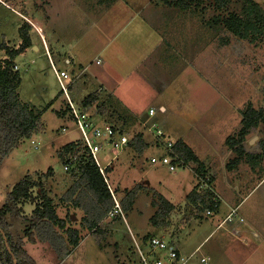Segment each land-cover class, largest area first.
<instances>
[{
  "label": "rangeland",
  "instance_id": "obj_1",
  "mask_svg": "<svg viewBox=\"0 0 264 264\" xmlns=\"http://www.w3.org/2000/svg\"><path fill=\"white\" fill-rule=\"evenodd\" d=\"M94 1L96 2L92 0L93 3ZM101 1L108 4L109 1L112 3L114 0ZM127 1L131 3L134 0ZM254 1L264 15V0ZM5 2L11 6L9 1ZM161 5L164 10L161 11L160 16L157 20L151 19L149 22L143 19L147 17L142 12L133 10L130 4L129 7L119 5L117 11L120 14L115 18L116 23L110 31L105 32L107 35L110 32V41H108L103 56L109 63L111 61L108 57L113 54L116 64L115 75L113 77L107 75V79L114 78V83L120 87V92L125 93L127 97L129 94L133 97L137 96L139 105L147 109V115L149 108H154L155 119H150V116L144 114H123L118 110L102 115L99 112L100 109L91 107L94 112L111 121L106 122L121 126L129 137L140 133L145 135L147 140V148L141 153L135 150L137 155L133 153L128 155L129 150L126 149V152L122 153L110 167L113 172L107 174L108 184L112 189L120 186L116 189L119 196L125 197V193L139 187L137 188V208L135 211L133 209L130 211V207L128 211H123L122 216L119 215L113 221L102 222L100 224L102 234L86 230L82 220L83 211L74 206V197L71 199L65 197V193L80 174L77 171L65 172L63 170L60 150L62 152L61 147L64 143L77 139L79 135L65 113L62 115L66 118L64 122L72 131L60 134H56V130L53 131L60 124L63 125V120L56 118V116L60 118L59 113L63 112L65 105V102H62L61 93H58L59 81L53 77L54 72L48 68L47 57L42 51L31 50L16 59L22 79L19 87L20 99L34 105L37 110L45 108V103L53 101L55 97L57 103L52 104L51 109L54 108L52 111L48 109L42 116L41 121L48 129L47 133L44 136L40 135L44 132L43 124H41L39 132L33 134L30 139L24 140L0 164V208L8 201V194L12 187L22 179L30 177L34 181H41L48 197L56 206L58 217L66 219L67 227L78 229L82 238L79 247L73 250V254L71 253L68 264H132L136 259L135 251H133L135 244L140 239L147 238V235L159 236L156 232L153 234L148 227V223L153 220L156 213L154 211L161 207L157 198L158 192L165 196H172L178 203L186 201L183 189L177 184L182 181L179 179L180 176L186 177V182L191 184L193 177L188 170L189 167L193 175L198 176L196 177L200 180L198 185L205 191L203 193L210 194L220 203L216 193L212 192L213 184L209 185V180L212 178L209 174L212 173L211 165L215 163L207 165L209 172L204 165L205 173L201 171L197 173L199 165L192 162H189L186 169L177 170L176 173H171L164 167H153V170L150 166L145 168L146 162L149 163V157L155 152L152 146L154 145L153 133L148 132V126L153 123L158 124V121L159 128L163 129L166 135L167 133L173 134L176 138V131H178L186 139L199 140L201 147L206 150L210 146L219 147L218 142L221 138L226 141L227 137L223 134L233 136L238 134L242 116L235 114L234 108L240 113L246 104H252L255 109L264 107V34L256 44H253L238 39L224 27V19L230 13L240 15L249 8L243 0H232L226 9L221 11L212 7L213 0H205L198 7L193 4L186 12L177 7L163 5V3ZM0 7L6 8L4 5ZM35 8H37L36 5ZM168 8H174V12L170 11L173 17H170V13L166 10ZM75 12L78 13L76 20L79 26L83 15L79 11ZM64 13L68 11L62 13L65 18ZM149 13L146 10V14L149 15ZM4 15L18 19L9 11H4ZM154 24L158 26L155 27L156 34L147 29ZM92 26L94 27V24ZM80 32L82 31L78 30L76 33ZM76 33L72 34V37L76 36ZM12 35L17 38L16 31ZM103 35L102 42L107 39L104 33ZM64 38L68 39L70 36L66 35ZM74 100V103L80 104L78 99ZM162 103L167 107L166 112L163 110ZM115 106L117 105L113 103L111 107ZM123 122L126 123V127L121 124ZM263 135L264 127L252 129L246 137L245 147L250 151L261 152L258 142ZM49 138H55L57 141L50 144L47 141ZM32 140L38 145L37 149L33 148ZM102 156L101 154L100 157ZM258 161L254 160L253 163H256L253 167L251 165L253 180L241 188V193L238 192L231 203L233 206L240 204L238 214H245L246 220L250 223V226L243 225L241 229L243 232L254 231L263 234L264 159ZM48 169H51V174L44 177ZM141 176H144V180L146 178L151 180V186L155 190L149 188L139 190L141 186L137 182ZM181 184L183 186L185 181ZM31 192L33 196H37V187H33ZM38 200L40 201L36 198L37 202ZM221 200L224 204L223 197ZM27 205L22 212L24 216L17 213L15 217L7 216L13 237L25 241L27 253L37 264H58L55 250L49 243L42 241L30 243L24 237V229L29 225V221L24 219L31 216L35 202ZM179 208L181 210L182 206ZM119 222L130 227V222H134L132 223L133 229L136 228L134 225L143 226L144 233L133 234L135 242L134 239L131 241L125 231L127 228ZM177 227L171 225L167 234L173 236ZM165 240L171 242L169 239ZM173 244L176 247V243ZM193 258L200 261L199 254Z\"/></svg>",
  "mask_w": 264,
  "mask_h": 264
},
{
  "label": "crops",
  "instance_id": "obj_2",
  "mask_svg": "<svg viewBox=\"0 0 264 264\" xmlns=\"http://www.w3.org/2000/svg\"><path fill=\"white\" fill-rule=\"evenodd\" d=\"M7 1H9L11 6L6 8L0 7V45L3 44L10 49L18 48L21 43L18 30L25 22L22 16L27 17L31 22L29 30L31 47L25 49L14 60L16 69L18 71H20V67L17 64V58L31 50L36 52L42 51L44 56L47 57L46 63L48 68L53 70L54 74L56 75L55 76L52 73L53 77L58 79L59 84V71L64 70L69 73L71 77V87L68 97H70L73 102L75 101V98L78 99L80 104L75 103L76 105H82L83 100L92 95L93 100L86 106V108H88L93 114H96L99 118L106 121L111 122L102 115L116 110L123 114H144L145 116H149L146 113L147 109H143V107L139 105V98L137 96L133 97L129 94V97H127L125 93L120 92V87L114 83V78L110 77V79H107V75H111L112 77L115 75L116 64L113 60V54L108 57V59L111 61L109 63H107L103 56L105 49H107L108 41H110V32L108 35L105 32L110 31L111 27L114 25V23H116L115 18L118 14H120V12L117 11L119 5L123 7H129L130 4L133 10L142 12L144 16L147 17L143 19L146 22H149L151 19L157 20L158 16L161 14V11L164 10L160 1L155 0V2L154 0H134L130 3L127 0L124 2L123 0H114L112 3L109 1L108 4L102 3L101 0L99 2L96 0L94 3L92 0H23L22 2L20 0H15V2H12V0ZM134 3L136 5H134ZM18 4L21 7H18ZM35 5L37 8H35ZM146 10L150 12L149 15L146 14ZM166 10L168 13H170V11H175L174 8H168ZM4 11H9V13L15 15L18 19H12L10 16H5ZM64 11H68V13H64L67 18H64L62 15ZM75 11H79L83 15L81 22L79 21V26H77L76 20L78 13ZM186 11L187 10H184V12ZM184 12L182 11V13ZM175 16H177V14H175ZM170 17H173L171 13ZM142 22L144 23V21ZM93 24L94 27L92 26ZM102 24L103 27L101 28ZM155 27L158 26L154 24L147 29H150L152 33L156 34L157 29ZM78 30H81L82 32L77 34L76 32ZM15 31L17 32V38L12 35V33ZM75 33L76 36L72 37V34L74 35ZM103 33L107 37L104 42H102L104 36ZM66 35L70 36V38H64ZM7 57L8 56L5 50L0 47V59L3 60ZM97 61H99V63ZM78 84L79 87H77ZM59 92L60 88L58 90V93ZM18 93L20 98L19 90ZM61 95L62 102H65L66 96L62 93ZM111 101L112 103L110 104ZM21 102L23 101L21 100ZM48 103H45V105ZM53 103L56 104L57 101L54 100ZM113 103H115L117 106L112 108L111 106ZM52 104L49 109H51L53 106ZM162 105L164 112H166L167 107L163 103ZM91 107L100 109L99 112L102 115L94 112ZM53 109L54 108H52L51 111ZM222 109L225 110V108ZM237 110L238 109L234 108L235 114H240L237 112ZM62 115L60 118L56 116L57 119L63 120V125L60 124L56 129L53 130H56V134L72 131L71 128L66 126V123L64 122L66 118H64ZM149 118L155 119L154 116H150ZM67 123L70 124V122ZM157 123L159 124L158 121ZM41 124H43L44 132L40 135L44 136L48 129L45 127V124L42 121ZM121 124L126 127V123L123 122ZM127 128L129 127L127 126ZM141 135L142 139L147 144L145 135ZM167 135H169V137L173 138L175 141H182L192 151V153L198 159V162L195 161L192 163L199 165V171H201V173H205L204 171L205 169L207 170V165L209 163H215L211 165L212 173L209 174L212 175L211 185L213 184V190H211L212 192L214 191L216 193L220 203L218 204L217 210L212 211V214H206L207 208L205 206L202 207L201 204L206 200V197L203 193L204 191L202 190L201 186L198 185L200 183V180L196 178L198 176L193 175L192 170H190L189 167L188 170L193 177L191 184L189 185L186 182V177L181 176L179 179H182V183L185 181V184L183 186L181 182H178L177 184L183 189L186 201L184 200L183 202L178 203V201L172 196H165L158 192V194L166 199L173 206V208L168 214L163 215L158 219H154V221L151 220L148 223V227L151 229L152 233L154 234L156 232L159 234L157 237L169 239V241L176 243V248L180 256L186 260V264H264V233L260 234L249 230V233L243 232L241 229H243L246 224L250 226V223L246 220L245 214H238V211H240L239 208L241 207L240 204L233 206L231 203L233 198L237 196V193H241V188L253 180L252 168L242 159L236 165V167H232L231 170L227 169L226 165L230 160L235 158V154L230 148H228L225 143V139L223 138H221V140L218 142L219 147L213 148L210 146V148L204 150V148L201 147V142L199 140L191 141L186 139L182 133H178V131H176V138H174L173 134L170 135L167 133ZM223 135L226 137L232 136V134ZM248 135L249 134H247V136ZM47 141L51 144L52 142L57 141V139L49 138ZM31 144L33 145L34 149L38 148V145L33 142V140L31 141ZM65 144H67V142L62 145L61 149ZM127 149L129 150L128 155L130 153L137 155L135 149L132 147H128ZM245 149L246 151H250L246 147ZM61 153L62 152L60 150V155ZM204 165L206 166L205 169ZM147 166H150V169L153 168V166L149 165L148 162H146L145 168ZM142 167L144 168V165ZM176 172L177 170L171 173ZM207 172L209 171L207 170ZM151 183L152 181L148 178L144 180V176H141V179H139L137 182V184L141 186L139 190H144V188L153 190L154 188L151 186ZM117 187H114L115 193L118 197L124 198L119 196L117 193ZM193 190H195V194H193L192 199L196 200V205H194V203L188 198V194ZM127 193H125L124 196H126ZM222 197L224 199L225 205L221 202ZM137 198L138 193L133 199L130 211L132 209L135 211L137 208ZM28 203L30 202H25L24 204L20 205L22 211L23 209L25 210L27 208ZM179 206H182L181 210ZM157 211L158 209H156L154 212ZM141 221H143V218ZM132 223L134 224V222ZM132 223L130 222V227L129 225L125 226V223L123 224L122 222H119V224H123L127 228L125 231L127 232V235L130 237L131 241L134 239L133 234L136 235V233H144L143 226L134 225L136 228L133 229ZM171 225H174L175 227L178 226L177 231L175 228L173 236L167 234V230ZM147 236L156 235L154 234ZM81 242L82 240L80 243ZM72 254H70V256L58 264H68ZM196 254H199L200 261H197L193 258ZM201 259H204L205 262H202Z\"/></svg>",
  "mask_w": 264,
  "mask_h": 264
},
{
  "label": "trees",
  "instance_id": "obj_3",
  "mask_svg": "<svg viewBox=\"0 0 264 264\" xmlns=\"http://www.w3.org/2000/svg\"><path fill=\"white\" fill-rule=\"evenodd\" d=\"M161 3L177 7L180 10H189L191 6L198 7L205 0H159ZM232 0H213V8L218 11L226 9ZM247 8L240 15L230 13L224 19V27L235 37L256 44L259 38L264 34V15L260 7L253 0H243ZM216 21V20H215ZM30 25L24 22L19 28V36L21 43L18 48L10 49L3 44L0 45L5 50L7 58L0 59V164L8 157L24 140L30 139L33 134L39 132L41 127L42 115L49 109L51 101L42 110L35 109L34 106L21 102L19 98V86L21 84L20 72L16 69L14 60L25 49L31 47L29 36ZM93 100L92 95L83 100V107H86ZM60 115L64 114L62 112ZM241 128L238 134L227 137L225 143L235 154V158L227 164V169L231 170L243 159L247 164L253 167L254 160L264 159V135L258 142L257 150L246 151V136L252 129L264 127V108L255 109L252 104H247L240 112ZM74 142L67 143L62 148L61 160L65 152L73 151ZM132 147L137 152H142L147 148V144L142 139L141 134L131 137ZM175 150L179 156L186 162H198V159L192 151L180 140L176 141ZM66 154V153H65ZM258 164V163H257ZM251 167V168H252ZM77 171L80 175L73 185L65 193L66 199L74 197V206L81 209L84 213L83 226L91 233H99L100 224L103 222L107 212L113 207L114 201L110 193L105 177L99 171L97 165L90 161L84 160L81 164L70 172ZM107 173L111 172V168L106 169ZM200 173L199 170L196 171ZM51 174L48 169L44 177ZM212 178L209 180V185ZM37 187V196H33L31 190ZM138 187L129 191L122 199V210L128 211L132 205L133 199L137 193ZM205 192V191H204ZM195 190L188 194V198L196 205L193 200ZM206 200L201 203L202 207H206L211 212L217 210L218 201L214 203L210 194L205 195ZM39 198L40 201H36ZM161 207L155 213L153 220L168 214L173 206L162 196L158 195ZM25 202H35V207L28 219L29 225L24 229V237L30 243L42 241L49 243L57 255L59 262L65 260L78 247L81 237L79 230L67 227L66 219H61L56 213L55 205L50 197H48L41 181H34L30 177H26L16 183L11 192L8 194V201L0 208V264H37L36 261L27 253L25 249V241L21 238L15 239L10 231V224L7 216L15 217V214H22L20 205ZM19 208V209H18ZM206 210V211H207ZM25 218V217H24ZM99 239V238H98ZM146 239V238H143Z\"/></svg>",
  "mask_w": 264,
  "mask_h": 264
},
{
  "label": "built area",
  "instance_id": "obj_4",
  "mask_svg": "<svg viewBox=\"0 0 264 264\" xmlns=\"http://www.w3.org/2000/svg\"><path fill=\"white\" fill-rule=\"evenodd\" d=\"M0 5L9 7L4 0H0ZM24 21L31 25L30 20L22 16ZM99 63V61H97ZM60 92L66 96L65 106L62 113L68 116L78 131L79 137L74 142L73 151L64 153L63 170L71 171L84 164V160L94 162L101 174L107 180L106 169L115 163L120 155L126 151L131 143L129 134L123 131L121 126L115 125L93 114L88 108L82 105H76L68 97L71 87V77L68 72L59 71ZM149 116L155 115V109L148 110ZM151 125V124H150ZM148 132L153 133L155 150L154 154L149 157V164L153 167H164L170 172L186 168L189 162L184 161L175 150L176 141L167 136L156 123L148 126ZM103 155L100 157V155ZM112 195L114 205L107 212L103 222H111L119 215H123L122 204L114 189L108 184ZM216 203V199L212 198ZM207 215L212 214L210 210L206 211ZM136 259L132 264H186L173 242L157 237L148 236L146 239H140L134 246ZM205 262L204 259H201Z\"/></svg>",
  "mask_w": 264,
  "mask_h": 264
},
{
  "label": "water",
  "instance_id": "obj_5",
  "mask_svg": "<svg viewBox=\"0 0 264 264\" xmlns=\"http://www.w3.org/2000/svg\"><path fill=\"white\" fill-rule=\"evenodd\" d=\"M73 219H74V217H73Z\"/></svg>",
  "mask_w": 264,
  "mask_h": 264
}]
</instances>
